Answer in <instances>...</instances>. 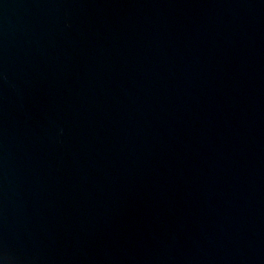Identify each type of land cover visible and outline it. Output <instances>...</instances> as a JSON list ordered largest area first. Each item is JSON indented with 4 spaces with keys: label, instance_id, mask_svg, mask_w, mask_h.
<instances>
[{
    "label": "water",
    "instance_id": "1",
    "mask_svg": "<svg viewBox=\"0 0 264 264\" xmlns=\"http://www.w3.org/2000/svg\"><path fill=\"white\" fill-rule=\"evenodd\" d=\"M0 264H264V0H0Z\"/></svg>",
    "mask_w": 264,
    "mask_h": 264
}]
</instances>
